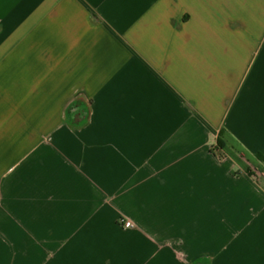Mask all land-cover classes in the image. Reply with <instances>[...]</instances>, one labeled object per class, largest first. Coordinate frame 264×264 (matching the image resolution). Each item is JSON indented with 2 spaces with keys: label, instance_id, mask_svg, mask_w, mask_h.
I'll use <instances>...</instances> for the list:
<instances>
[{
  "label": "crops",
  "instance_id": "0c3cea01",
  "mask_svg": "<svg viewBox=\"0 0 264 264\" xmlns=\"http://www.w3.org/2000/svg\"><path fill=\"white\" fill-rule=\"evenodd\" d=\"M0 264H264V0H0Z\"/></svg>",
  "mask_w": 264,
  "mask_h": 264
},
{
  "label": "built area",
  "instance_id": "2783aa9c",
  "mask_svg": "<svg viewBox=\"0 0 264 264\" xmlns=\"http://www.w3.org/2000/svg\"><path fill=\"white\" fill-rule=\"evenodd\" d=\"M123 224L125 227H132L133 226V223L131 221H128V220L124 221Z\"/></svg>",
  "mask_w": 264,
  "mask_h": 264
}]
</instances>
